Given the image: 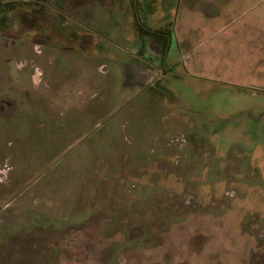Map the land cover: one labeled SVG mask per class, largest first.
Listing matches in <instances>:
<instances>
[{"label":"rangeland","instance_id":"1","mask_svg":"<svg viewBox=\"0 0 264 264\" xmlns=\"http://www.w3.org/2000/svg\"><path fill=\"white\" fill-rule=\"evenodd\" d=\"M44 1L0 0V264H264V0Z\"/></svg>","mask_w":264,"mask_h":264},{"label":"built area","instance_id":"2","mask_svg":"<svg viewBox=\"0 0 264 264\" xmlns=\"http://www.w3.org/2000/svg\"><path fill=\"white\" fill-rule=\"evenodd\" d=\"M176 142L179 144V147H181L186 142V139L184 138V136L181 135L177 137ZM176 162L177 160H173L174 164H176Z\"/></svg>","mask_w":264,"mask_h":264},{"label":"flooded vegetation","instance_id":"3","mask_svg":"<svg viewBox=\"0 0 264 264\" xmlns=\"http://www.w3.org/2000/svg\"><path fill=\"white\" fill-rule=\"evenodd\" d=\"M4 1H9V0H4ZM21 1L31 2V3H37L38 2V0H30V1L29 0H21ZM40 2H41L42 5H48L47 2L44 1V0H40Z\"/></svg>","mask_w":264,"mask_h":264},{"label":"crops","instance_id":"4","mask_svg":"<svg viewBox=\"0 0 264 264\" xmlns=\"http://www.w3.org/2000/svg\"><path fill=\"white\" fill-rule=\"evenodd\" d=\"M24 2V1H23ZM29 3H31V2H29ZM41 4V3H40ZM143 45L145 44V43H142Z\"/></svg>","mask_w":264,"mask_h":264},{"label":"trees","instance_id":"5","mask_svg":"<svg viewBox=\"0 0 264 264\" xmlns=\"http://www.w3.org/2000/svg\"><path fill=\"white\" fill-rule=\"evenodd\" d=\"M143 32V31H142ZM143 33H145V32H143Z\"/></svg>","mask_w":264,"mask_h":264}]
</instances>
